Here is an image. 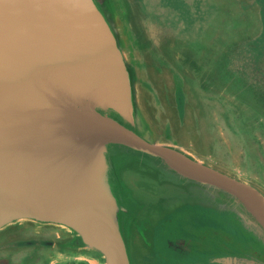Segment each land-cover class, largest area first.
Returning <instances> with one entry per match:
<instances>
[{"label": "water", "instance_id": "obj_1", "mask_svg": "<svg viewBox=\"0 0 264 264\" xmlns=\"http://www.w3.org/2000/svg\"><path fill=\"white\" fill-rule=\"evenodd\" d=\"M146 3L0 0V264H170L156 237L190 208L215 214L223 240L172 264H264L259 124L208 120L230 169L166 137L171 76L193 115L194 98L162 51L171 40L154 46ZM224 65L211 77L254 105Z\"/></svg>", "mask_w": 264, "mask_h": 264}, {"label": "rangeland", "instance_id": "obj_2", "mask_svg": "<svg viewBox=\"0 0 264 264\" xmlns=\"http://www.w3.org/2000/svg\"><path fill=\"white\" fill-rule=\"evenodd\" d=\"M147 1L149 3L144 7L146 26L154 37V46L161 48L165 44L162 43L164 38L171 40H167L162 51H166L174 72L185 77L187 90H191L189 92L194 98L192 112H196L193 115L189 111L190 106L184 102L181 105L178 103L181 96L177 95L171 76L173 90L169 96L174 100L175 106L172 109L169 106V110L174 125L167 127L165 135L172 143L183 145L222 168L230 169L232 163L222 165L215 160L221 151L220 140L218 135L213 134L212 124L208 120L211 119L215 124L224 122L230 128L237 126L238 122L241 125L244 123L247 124L241 127L244 130L248 128V124L256 121L259 125L249 133L259 140L256 144L264 146V3H260L262 0ZM216 2L220 4L221 10H218ZM198 50H203V57L197 54ZM218 64H225L223 70L229 77L226 81L236 79L235 76H247L245 91L254 105L244 103V99L233 98L228 90L230 83H218L211 77L213 68L216 69ZM199 103L202 104L203 113H200ZM196 118L200 122V129L196 127ZM239 134L243 132L239 130ZM239 141L243 144L241 137ZM215 218V214L202 215L196 208L181 211L164 228L162 236L165 235V238L159 242V235L156 237L158 255L166 256L172 263L176 262L174 259L178 260L184 255H188L190 260L195 259L197 253L194 252V247L202 245L203 240H223L216 238L224 229L216 232L218 229L212 225ZM235 228L237 233L241 232L239 226ZM37 232L40 231L19 235L24 238L42 234ZM214 232L213 238H203ZM187 247L190 250L185 254Z\"/></svg>", "mask_w": 264, "mask_h": 264}, {"label": "flooded vegetation", "instance_id": "obj_3", "mask_svg": "<svg viewBox=\"0 0 264 264\" xmlns=\"http://www.w3.org/2000/svg\"><path fill=\"white\" fill-rule=\"evenodd\" d=\"M224 238H225V237H224ZM230 238H233V236H230ZM235 238H238V236H236ZM259 258H261V259H258V260H260L261 262H264V261H263V258H264L263 256H261V257H259ZM256 260H257V259H256Z\"/></svg>", "mask_w": 264, "mask_h": 264}]
</instances>
